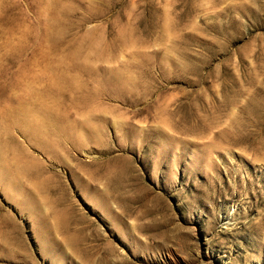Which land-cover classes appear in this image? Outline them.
I'll use <instances>...</instances> for the list:
<instances>
[{"label":"rangeland","instance_id":"rangeland-1","mask_svg":"<svg viewBox=\"0 0 264 264\" xmlns=\"http://www.w3.org/2000/svg\"><path fill=\"white\" fill-rule=\"evenodd\" d=\"M0 264H264V0H0Z\"/></svg>","mask_w":264,"mask_h":264}]
</instances>
